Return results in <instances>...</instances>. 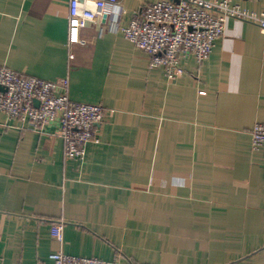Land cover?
<instances>
[{
    "label": "crops",
    "instance_id": "crops-1",
    "mask_svg": "<svg viewBox=\"0 0 264 264\" xmlns=\"http://www.w3.org/2000/svg\"><path fill=\"white\" fill-rule=\"evenodd\" d=\"M120 24L157 0H119ZM264 11V0H233ZM68 0H0V65L101 105L83 160L0 111V264H53L58 250L117 264H264V32L228 19L199 66L162 67L108 16L68 41ZM101 28V32H100ZM69 55H72L69 57ZM63 225V241L50 233Z\"/></svg>",
    "mask_w": 264,
    "mask_h": 264
},
{
    "label": "built area",
    "instance_id": "built-area-1",
    "mask_svg": "<svg viewBox=\"0 0 264 264\" xmlns=\"http://www.w3.org/2000/svg\"><path fill=\"white\" fill-rule=\"evenodd\" d=\"M119 0H68V41H79L86 23L108 16V30L120 32L136 49L149 57L150 67H162L166 79L183 74L182 63L193 58L200 66L225 32L228 19L255 24L264 32V11L244 9L233 0H157L141 6L126 25H121L123 8ZM101 32V28H100ZM72 55H69L71 57ZM0 111L16 120L21 129L49 134L64 143L67 159L83 160L86 145L97 139L94 127L104 120L101 105L73 101L68 96L69 79L45 80L26 76L0 65ZM35 101L38 104H35ZM251 146L264 153V122L251 130ZM51 237L63 241V225L53 224ZM53 264H117L97 257L72 256L58 250Z\"/></svg>",
    "mask_w": 264,
    "mask_h": 264
},
{
    "label": "water",
    "instance_id": "water-1",
    "mask_svg": "<svg viewBox=\"0 0 264 264\" xmlns=\"http://www.w3.org/2000/svg\"><path fill=\"white\" fill-rule=\"evenodd\" d=\"M0 90H2V88L0 87ZM35 104L37 105L38 104V102L37 101H35Z\"/></svg>",
    "mask_w": 264,
    "mask_h": 264
}]
</instances>
